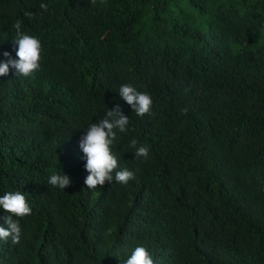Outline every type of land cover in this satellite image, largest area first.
<instances>
[{
  "label": "trees",
  "instance_id": "16d2710c",
  "mask_svg": "<svg viewBox=\"0 0 264 264\" xmlns=\"http://www.w3.org/2000/svg\"><path fill=\"white\" fill-rule=\"evenodd\" d=\"M18 19L42 51L32 75L0 76V195L32 211L0 264H121L137 246L154 264H264V0H0V61ZM117 104L112 152L135 179L88 189L79 140Z\"/></svg>",
  "mask_w": 264,
  "mask_h": 264
},
{
  "label": "clouds",
  "instance_id": "9594fccd",
  "mask_svg": "<svg viewBox=\"0 0 264 264\" xmlns=\"http://www.w3.org/2000/svg\"><path fill=\"white\" fill-rule=\"evenodd\" d=\"M40 8L47 11L46 4H40ZM31 17V13H26ZM22 21L16 20L14 24L15 36L13 37L16 48V57L13 59L8 52L3 55L8 57L6 61H0V76L7 75L9 69L15 70L16 74L28 77L40 69L42 46L40 40L21 30ZM190 86L184 88L187 93ZM119 95L131 106L138 116L150 114L152 111V97L143 91L137 90L132 84H122L119 88ZM187 112V109H182ZM129 117L124 115L119 104L109 109L105 116L99 121L91 123L79 140V147L82 149L86 163L84 165L88 175L84 184L88 189L102 187L106 182L111 183L113 178L116 182L127 184L135 179V173L127 168H119L118 158L112 152V145L116 140L117 130L121 133L127 132ZM129 147L137 158L147 159L149 148L139 144L136 139L130 141ZM119 169V170H118ZM114 174V175H113ZM48 184L65 189L70 186L71 179L68 175L54 173L50 175ZM0 208L8 215L0 217L3 224L0 226V241L7 242L9 238L13 244L19 243L21 226L18 220L13 217H24L31 214L25 195L21 191H7L0 195ZM121 264H154L152 256L143 246L135 247L126 260Z\"/></svg>",
  "mask_w": 264,
  "mask_h": 264
}]
</instances>
